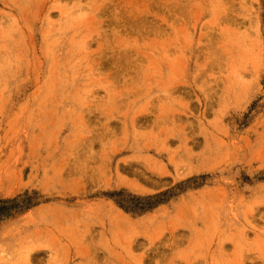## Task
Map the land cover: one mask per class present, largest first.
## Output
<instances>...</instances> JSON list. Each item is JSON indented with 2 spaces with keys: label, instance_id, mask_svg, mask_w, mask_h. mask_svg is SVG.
Listing matches in <instances>:
<instances>
[{
  "label": "rangeland",
  "instance_id": "obj_1",
  "mask_svg": "<svg viewBox=\"0 0 264 264\" xmlns=\"http://www.w3.org/2000/svg\"><path fill=\"white\" fill-rule=\"evenodd\" d=\"M23 197L0 264H264V0H0Z\"/></svg>",
  "mask_w": 264,
  "mask_h": 264
},
{
  "label": "trees",
  "instance_id": "obj_2",
  "mask_svg": "<svg viewBox=\"0 0 264 264\" xmlns=\"http://www.w3.org/2000/svg\"><path fill=\"white\" fill-rule=\"evenodd\" d=\"M167 193L162 192L154 195L140 196L136 194H129V200L123 202L119 201V205L124 208L126 211L130 212H143L159 203L165 201L163 196ZM25 197L19 198H0V220L8 218L15 211L29 208L27 204L30 202V198Z\"/></svg>",
  "mask_w": 264,
  "mask_h": 264
}]
</instances>
